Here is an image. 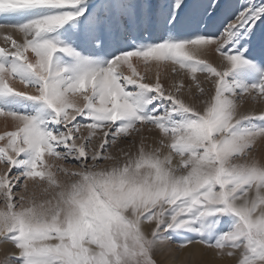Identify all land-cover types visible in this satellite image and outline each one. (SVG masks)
<instances>
[{
    "label": "snow or ice",
    "instance_id": "snow-or-ice-1",
    "mask_svg": "<svg viewBox=\"0 0 264 264\" xmlns=\"http://www.w3.org/2000/svg\"><path fill=\"white\" fill-rule=\"evenodd\" d=\"M0 119V264H264V0H0Z\"/></svg>",
    "mask_w": 264,
    "mask_h": 264
},
{
    "label": "rangeland",
    "instance_id": "rangeland-1",
    "mask_svg": "<svg viewBox=\"0 0 264 264\" xmlns=\"http://www.w3.org/2000/svg\"><path fill=\"white\" fill-rule=\"evenodd\" d=\"M3 128H4L3 120L0 119V131H3ZM253 154L258 158L264 157V141H260L257 144L256 148L253 150ZM3 247H7V246L5 245Z\"/></svg>",
    "mask_w": 264,
    "mask_h": 264
},
{
    "label": "bare ground",
    "instance_id": "bare-ground-1",
    "mask_svg": "<svg viewBox=\"0 0 264 264\" xmlns=\"http://www.w3.org/2000/svg\"><path fill=\"white\" fill-rule=\"evenodd\" d=\"M3 130H4V128H3Z\"/></svg>",
    "mask_w": 264,
    "mask_h": 264
}]
</instances>
